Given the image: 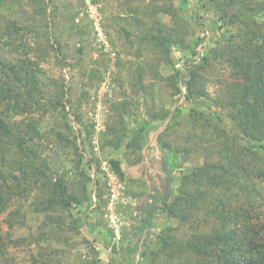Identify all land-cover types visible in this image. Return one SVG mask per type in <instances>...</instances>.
<instances>
[{"label": "rangeland", "instance_id": "374dc122", "mask_svg": "<svg viewBox=\"0 0 264 264\" xmlns=\"http://www.w3.org/2000/svg\"><path fill=\"white\" fill-rule=\"evenodd\" d=\"M170 1L132 2L131 5L140 6L136 13L129 10L126 0H46L47 12L44 15L37 12L40 5L37 0H0V16L6 17L0 20V34L2 26L9 20L17 21L19 24H26L23 32L31 30L22 38L23 44L30 42L34 48L40 45L45 49L48 45L44 35L46 31L49 32L53 47L40 59V78L43 81L40 95L43 103L50 101L61 89L60 85L64 84L67 93L63 101L67 108L63 110L61 106L53 108L50 105L41 107L40 111L31 115V120L39 125L42 134L38 150L41 158H45L49 164V168L46 167L48 173L54 180L65 176L70 189L82 200L81 204H71L73 216L67 218L62 227L55 223L54 236L49 241L42 239V245H39V234L43 229L47 232L49 227L45 225L46 215L37 212L35 208V202H40L44 197V191L40 184H33L29 198L21 202L23 214L18 217L14 227L9 226L7 219L10 210L19 206V202L14 200L9 209L0 214V231L3 236L0 264H34V257H41L40 264L47 260L48 264L51 260L54 264H88L93 258H97L100 264H149L154 252H157V263L160 264H196L190 253L177 255L173 248L159 249L161 237L168 235L176 246L179 243L186 244L196 235L209 233L214 222L209 219L205 221L203 216L192 215L181 223L162 209L161 200L152 218L147 216L149 212L140 215L139 206H145L147 199L144 198L148 194L150 195L147 197L151 198L148 201H154L153 190L158 184L151 183L150 189L146 180H135L123 170L122 166L129 167L132 160V156H128L126 151L127 138L134 130L132 122L136 124L145 119L149 108L152 111L175 110V106L180 105V124L170 132L168 140L179 146L194 144L193 140L188 139V135L193 134L188 116L194 103L186 100L185 85L183 94L174 96L169 78L176 68H185L184 72L187 74L189 68L185 66L190 59L199 61L205 54L210 56L212 49L228 44L232 35L239 31V26L234 24L218 28L222 21L215 23V12L219 10L220 4L211 0H173L181 17H178L182 24L181 30L187 32L186 43L199 52L200 56L193 55L191 48L185 49L179 43H171L172 62H167L165 55L157 47L142 43L140 38L144 32L150 31V26L156 20L169 26L172 24V18L168 14L158 13L153 16L157 6L167 7ZM223 1L219 2L222 4ZM89 5L100 12L98 22L103 29V38L97 34L95 19L88 13ZM258 19L264 20V11ZM46 21H49L48 26ZM36 30L41 32V38L38 34L35 35ZM198 38L203 40L196 45ZM23 47L22 45V50ZM28 51V54L24 51L22 54L33 60L39 59L37 51ZM0 54L11 61L16 52L11 51L0 40ZM216 65L211 73L206 74V86L212 98L222 92L225 82L230 81L229 68L220 63ZM140 66L144 68V80L136 84V70ZM143 84L150 92L152 90V99L149 91L141 89ZM209 104L210 102H205L206 110ZM73 106L76 111L72 110ZM3 107L0 103V108ZM211 108L214 110L216 107L212 104ZM22 118L23 116L17 115L14 119L18 121ZM214 119L221 128L235 130V124L227 110L217 114ZM166 124L165 121L159 126L158 135ZM113 125L122 128L116 135L124 133V140L119 148L103 147L105 132ZM83 127L93 130L90 137H87L85 129L81 132ZM59 131L75 139L77 133L81 157L71 145L67 146L68 144L59 140ZM198 132H201L200 127ZM161 151L162 155H169L170 162L169 165L162 162L164 173L167 175L168 167L172 169L170 184L165 175L160 176L161 184L165 188L170 185L177 194L182 177L193 164L203 160L201 154L204 150L192 153L187 159ZM113 159L120 161L123 175L113 166ZM7 164L2 167L6 173L12 172L20 176L21 172L13 162ZM105 164H110L115 170L116 186L119 189L123 186L120 195L117 194L115 198L112 195L113 181L109 172L103 168ZM85 176L88 179L84 189L82 182ZM259 186L264 191V181ZM257 203L252 209L257 216L253 217V221L262 223L264 199L257 200ZM146 208L145 206V210ZM118 218L121 225L117 230L112 219L118 222ZM75 220L78 229L74 227ZM170 227L174 229L170 230ZM135 234L141 237L133 243ZM132 248H136V251L132 252ZM50 250L53 252H49Z\"/></svg>", "mask_w": 264, "mask_h": 264}, {"label": "trees", "instance_id": "16d2710c", "mask_svg": "<svg viewBox=\"0 0 264 264\" xmlns=\"http://www.w3.org/2000/svg\"><path fill=\"white\" fill-rule=\"evenodd\" d=\"M37 1L40 3L37 12L45 15L46 0ZM135 1L142 3L146 0H126L129 10L138 13L140 6L131 5ZM211 1L220 4L219 10L215 12V23L222 21L218 28L236 24L239 31L232 35L228 44L222 48L212 49L210 56L205 54L199 61L190 59L189 64L185 66L189 68L187 74L184 72L185 68H176L175 73L169 78L174 88L173 95L181 96L185 85V98L194 103L188 116L193 130L188 139L193 140L194 144L185 143L179 146L168 140L167 136L180 124V105H176L175 110L152 111V108H149L145 120L134 128L131 144H134L132 145L135 149L141 148L145 137L166 121L164 130L157 138L159 148L165 151L164 153L171 152L187 159L192 153L204 150L201 154L203 160L193 164L182 177L178 193L176 194L170 185L164 188L163 192L155 193L150 210L153 212L161 200L162 209L170 217L179 219L181 223L193 215L203 216L205 221L211 220L214 226L209 233L196 235L186 244L179 243L177 246L168 235H163L159 249L173 248L177 255L190 253L196 264H264V222H254L253 217L257 216L252 211L258 204L257 200L264 199V191L259 186L264 181V20L258 19L264 11V1L224 0L222 4L220 0ZM178 11L173 0L167 7L157 6L153 16L158 13L168 14L172 18V24L169 26L161 20H156L150 26V31L144 32L140 38L142 43L157 47L165 55L164 59L167 62H172L171 43H179L185 49L191 48L193 55L200 56L199 52L186 43L187 32L181 30L182 24L179 21L181 17ZM143 13L146 14L145 11ZM4 18L6 17L0 16V20ZM25 25L9 20L2 26L0 34V40L4 45L16 52L11 61L0 54V103L4 106L0 108V214L7 211L14 200L19 202V206L10 210L7 219L9 226L14 227L18 217L23 214L21 202L29 198L31 189L34 188L33 184H40L44 197L40 202H35V208L37 212L46 215L45 225L49 227V232L43 229L39 234L38 244L42 245L40 243L42 239L48 240L54 236L55 223L62 227L67 218L73 216L71 204L73 202L81 204L82 200L70 189L65 176L53 179L47 171L48 162L41 158L38 150L42 134L39 125L31 120V115L48 105L53 108L61 106L66 110L67 106L63 100L67 90L65 85L61 84V89L52 100L42 102L44 100L40 94L43 81L40 78L42 70L39 63L53 46L50 44L48 31L44 35L48 45L45 49L40 45L34 48L30 42L24 45L22 38L31 31L23 32ZM48 25L49 21H46V26ZM34 33L41 38L39 30ZM202 40L203 38H198L195 44ZM28 50L37 51L39 59L33 60L22 54V51L28 54ZM215 63L229 68L230 81L225 82L222 92L212 98L207 90L206 74L216 68ZM136 72L138 74L136 84L142 83L144 68L140 66ZM141 89L144 92L149 91L144 84ZM150 93L152 99L154 95L152 90ZM207 101L210 102L208 105L210 109L206 110L204 107ZM212 104L216 107L214 110L211 108ZM72 110H75L74 106ZM225 110L235 124L234 131L221 128L214 119ZM17 115L23 118L17 121L14 119ZM77 116L81 117L78 114ZM199 127L201 132H198ZM84 129L87 137H90L93 130L83 127L81 132ZM121 129L116 125L110 126L105 132L106 140L102 146L119 148L125 136L124 133L116 135ZM57 134L61 142H65L67 146L71 145L77 153L79 152L77 133L76 139L61 131ZM79 156L81 157V154ZM11 162L20 170V176L12 172L6 173L2 168ZM111 162L123 175L120 161L113 159ZM165 163L170 164L169 161ZM171 173L172 169L168 167L169 184ZM87 179L85 176L82 182L84 189ZM84 194L87 195L86 190ZM144 211L145 207L142 211L140 209L139 214H144ZM74 227H78L76 220ZM2 245L3 236L0 231L1 250ZM156 253L154 252L149 264H160L157 263ZM40 258L34 257V264H40ZM47 261L42 264H48ZM49 262L54 264L52 260ZM89 263L100 264L97 258H93Z\"/></svg>", "mask_w": 264, "mask_h": 264}, {"label": "crops", "instance_id": "0c3cea01", "mask_svg": "<svg viewBox=\"0 0 264 264\" xmlns=\"http://www.w3.org/2000/svg\"><path fill=\"white\" fill-rule=\"evenodd\" d=\"M144 120L145 119L139 120L138 123H136V124H133L134 122H132L133 128L139 126L141 124L140 121H144ZM132 137H133V135L130 134L127 138V144L125 142V144L127 145L126 151L128 153V156H129V154L132 156L131 164L128 165L129 167H126V168H124L125 166H122L123 170L128 172L129 175L133 176L132 178L135 180H139V179L146 180L150 189L152 188L151 183L155 182V184H158V187L156 186L155 190H153V196H155V193H157V192L161 193V192H163V189L165 188L161 184L160 176L161 175L167 176V175L164 173L165 169L161 165H162V162L165 163L166 161H169V155L168 154L162 155V151L158 145L157 130L152 131L147 137H145L144 141L141 144V148H139V149H135V147H133L134 144L133 143H132L133 145L131 144ZM150 179H152V182L150 181ZM148 195H150V194H148ZM147 196H145L146 198H144V200L147 199L146 202H144L145 206L147 207L146 210L144 211V213L149 212V214L147 216L152 218V216H154L156 209L153 212L150 210L151 209L150 203H152V202H149L151 198H149ZM153 196H152V198H153ZM145 206L144 205H142L141 207L139 206L141 211ZM139 212H140V210H139ZM149 224H151V222H149ZM139 237H141V236L138 234H135L134 238L132 240L133 243H135ZM131 250H132V252H135L136 248H135V250L133 248Z\"/></svg>", "mask_w": 264, "mask_h": 264}, {"label": "built area", "instance_id": "2783aa9c", "mask_svg": "<svg viewBox=\"0 0 264 264\" xmlns=\"http://www.w3.org/2000/svg\"><path fill=\"white\" fill-rule=\"evenodd\" d=\"M88 13L90 14V16L92 17V18H94L95 19V24H96V29H97V34L101 37V38H103V29H102V27L99 25V18H100V12H99V10L98 9H96V8H94L93 6H90L89 5V8H88ZM103 168H104V170L106 169L108 172H109V176H110V178H111V180L114 182H112L111 183V185H112V192H113V197L115 198L116 197V195L117 194H119L120 195V189L123 187H121L120 189L116 186V183H115V180H117V174H116V172H115V170H113L112 169V167H111V165L110 164H105V165H103ZM118 184H119V187L121 186V184L119 183V181H118ZM112 216H114V215H112ZM112 221H114V225H116V228H117V230L119 229V227H120V218H118V222H117V220H114V219H112Z\"/></svg>", "mask_w": 264, "mask_h": 264}]
</instances>
